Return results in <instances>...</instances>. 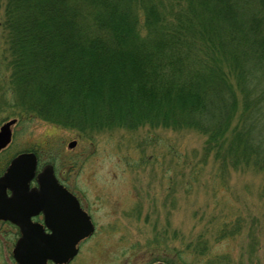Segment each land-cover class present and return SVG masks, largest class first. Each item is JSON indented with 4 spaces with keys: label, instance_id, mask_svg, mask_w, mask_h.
<instances>
[{
    "label": "trees",
    "instance_id": "trees-1",
    "mask_svg": "<svg viewBox=\"0 0 264 264\" xmlns=\"http://www.w3.org/2000/svg\"><path fill=\"white\" fill-rule=\"evenodd\" d=\"M1 9L0 111L86 136L193 130L205 137L194 176L210 161L218 173H264V0H0ZM243 226L223 220L213 239ZM185 253L193 264H243L212 255L203 234Z\"/></svg>",
    "mask_w": 264,
    "mask_h": 264
},
{
    "label": "rangeland",
    "instance_id": "rangeland-1",
    "mask_svg": "<svg viewBox=\"0 0 264 264\" xmlns=\"http://www.w3.org/2000/svg\"><path fill=\"white\" fill-rule=\"evenodd\" d=\"M3 15L1 9L0 52L6 46ZM0 118L5 119L1 126L13 117L0 111ZM17 119L13 139L0 154V171L33 148L42 165L53 162L64 169L81 163L72 179L93 211L96 232L70 264H153L165 257L177 264H186L188 257L193 264L196 257L185 253L186 246L202 234L212 255L264 264V173L252 168L218 173L210 161L194 176L205 141L200 133L145 125L86 136L40 118ZM73 139L79 141L71 149ZM238 218L244 226L236 236L213 239L217 223ZM11 231L0 222V264H18ZM178 249L185 250L182 256Z\"/></svg>",
    "mask_w": 264,
    "mask_h": 264
},
{
    "label": "water",
    "instance_id": "water-1",
    "mask_svg": "<svg viewBox=\"0 0 264 264\" xmlns=\"http://www.w3.org/2000/svg\"><path fill=\"white\" fill-rule=\"evenodd\" d=\"M17 121L12 118L0 126V152L11 143L13 125ZM76 144L77 141L73 140L69 146L74 148ZM37 164L33 151H22L0 176V219L16 223L22 229V236L13 250L18 264H48V260L57 264L68 263L79 251V240L91 236L95 225L77 198L56 180L52 164L44 166L38 174L39 188L30 190L29 183L36 174ZM8 189L12 190L11 195L6 193ZM41 210L53 229L51 234L32 220ZM154 264L168 263L159 261Z\"/></svg>",
    "mask_w": 264,
    "mask_h": 264
},
{
    "label": "flooded vegetation",
    "instance_id": "flooded-vegetation-1",
    "mask_svg": "<svg viewBox=\"0 0 264 264\" xmlns=\"http://www.w3.org/2000/svg\"><path fill=\"white\" fill-rule=\"evenodd\" d=\"M73 140L77 141V144L76 145H78V141L79 140H77V139H73ZM76 145L74 146V148L76 147ZM68 146H69V143H68ZM70 148L73 149V147H70ZM5 149H3V150H5ZM25 151H33L36 154L37 160H38L37 170H35L36 171V174H35L34 178L29 183L30 190H32L33 188H39L38 174L44 169V166H46L47 164H52L53 165V169H54L55 176L57 178L56 180H58L59 184L62 185L65 188V190H67L68 192H70L71 194H73L77 198V200L79 201V204H80L82 210L85 211V212H87L90 215L91 220L93 221V223L95 225V232H96V223L94 221L93 211L90 210V205L87 203V201H84L83 200V197L81 196L80 192L77 189H75V185H74L75 179L74 180L72 179V178H75L76 175H78L79 172L81 171V163L78 162L79 163L78 165H76V164L75 165H73V164L67 165L66 168H64V169L63 168L62 169L59 168L57 166V164H55L53 162H44V164L42 165V162H41L42 160L40 158V153L38 152V150L36 148H33L31 150H23V152H25ZM19 153H21V152H19ZM0 154H1V152H0ZM9 163H8V165H9ZM8 165L3 170V172L0 171V176L2 174H4V172L6 171ZM6 193H8V195H11L12 194V190L11 189H8ZM63 204L66 205L65 202H63ZM32 220H33V222H35L37 224H40L43 227V229H44V231L46 233H48V234L53 233V229L46 222L47 221L46 214L43 212V210H41V211H39V213L35 214L32 217ZM0 222L2 224L8 225V227H10L12 229V231L10 233L14 236L13 242H14V247H15L17 241L22 236V229H21V227L18 226L16 223H13V222H11L9 220H2V219H0ZM95 232L91 236L79 240V242L77 244V247H78V250L79 251H78L77 255L71 261H73L76 257H78L81 254V251L80 250H82L83 244L85 243V241L87 239H89L90 237H92L95 234ZM3 238L4 239H7V237L5 236V234L3 235ZM1 242L5 243L7 241H1ZM71 261H69L68 263H63V264H70V263H72ZM158 261H162V259L161 260H158ZM158 261H156V262H158ZM54 262L55 261H53V260H48V264H57V263H54Z\"/></svg>",
    "mask_w": 264,
    "mask_h": 264
}]
</instances>
